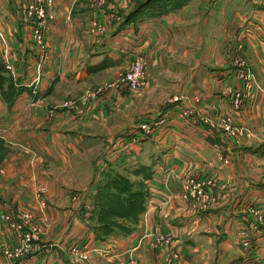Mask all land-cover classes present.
Instances as JSON below:
<instances>
[{
	"label": "crops",
	"instance_id": "obj_1",
	"mask_svg": "<svg viewBox=\"0 0 264 264\" xmlns=\"http://www.w3.org/2000/svg\"><path fill=\"white\" fill-rule=\"evenodd\" d=\"M130 0H105L100 19L113 18ZM260 0H186L156 16L108 32L90 30V0H53L45 28L48 57L41 60L28 37L20 9L0 0L2 51L13 75L0 80V210H32L44 231L30 252L8 258L16 238L0 221V264H67L68 246L84 245V264H233L247 254L264 264V234L253 230L242 207L264 205V8ZM258 27V28H257ZM244 29L250 32L243 31ZM146 57V76L136 92L104 89L81 113L62 104L83 89L110 82L130 54ZM244 57L260 89L237 108L226 86L234 88L233 58ZM18 86L7 90L8 84ZM11 92L8 101L3 91ZM182 94L186 101H172ZM195 105L215 119L228 116L234 135L213 133L199 122L178 117L180 105ZM149 122L140 143L129 142ZM250 132L249 136L244 131ZM224 148L228 162L217 150ZM105 170L143 184V209L131 229L96 238L93 197ZM212 176L215 203L195 209L180 198L179 176ZM40 189V190H39ZM44 199V207L38 203ZM43 220V221H42ZM43 222V223H42ZM248 230L253 247L240 245ZM170 242L152 246V235ZM262 241V242H261ZM178 257L167 262V250ZM7 261V262H6Z\"/></svg>",
	"mask_w": 264,
	"mask_h": 264
},
{
	"label": "built area",
	"instance_id": "obj_2",
	"mask_svg": "<svg viewBox=\"0 0 264 264\" xmlns=\"http://www.w3.org/2000/svg\"><path fill=\"white\" fill-rule=\"evenodd\" d=\"M102 0H91L90 6H98ZM14 5L20 9L21 19L24 25L28 29V37L30 42L37 47L41 60L48 57V49L45 42V28L48 23L53 19L54 14L52 12L53 0H13ZM264 8V0L262 2ZM99 10V9H96ZM109 25V19H100L98 15H93L89 21V27L91 31L102 33ZM258 28V27H257ZM250 32L248 29L243 30ZM264 40V36L261 37ZM6 50L2 51V68L8 71L10 75H13L12 63L6 58ZM234 74L238 79V86L234 89H226L230 94V103L234 108H237L240 102L250 96L255 89H260V85L253 73L246 67L244 60L241 57H237L233 60ZM146 76V57L144 53L136 50L133 51L126 66L116 72L113 79L110 82L98 85L91 92L92 97H96L101 94L104 89L108 87L122 88L133 90L141 86ZM87 95V96H90ZM172 101H180L187 99L185 95H173ZM195 101L198 98L194 97ZM83 99L79 98V101L70 100L62 104L67 109L81 111V104ZM178 117L186 118L193 122H199L206 128V132L213 133L216 128L221 129L223 132L234 131V127L231 125V121L228 116H217L215 119L206 110L197 107L194 103H187L180 105L176 112ZM154 122H141L138 124L140 133L134 134L130 137L129 142L139 144L141 137L146 136L150 133ZM246 136L250 135L248 130L244 131ZM217 159L222 163L228 162V155L224 148H220L216 153ZM0 171L2 168L0 167ZM179 195L180 198L190 202L195 209H206L211 207L216 201V192L213 190L214 181L211 176H199L196 174L185 173L179 176ZM40 207H44V201L40 200ZM242 211L246 212L250 219V225L253 230L262 231L264 234V205H255L248 203L242 207ZM0 221L4 226L11 232L16 238L17 245L12 249L11 252H6L8 258H15L17 256L24 255L31 250L36 248V242L39 240L40 234L44 231V225L34 220V214L28 210H20L17 213H12L7 210H0ZM240 245L242 248L249 250L253 247L254 243L248 237V230L242 228L239 231ZM169 235L162 233H155L152 235L153 241L152 246H157L163 242H168ZM264 243V239L262 240ZM261 241V242H262ZM84 245L71 243L68 246V257L67 264H84L88 258L87 250L83 247ZM175 258V254H173ZM135 257L130 256L129 264H138ZM167 261H172L169 257ZM7 262V261H6ZM6 264H9L7 262ZM233 264H256L255 259L253 260L250 254L241 257L236 260Z\"/></svg>",
	"mask_w": 264,
	"mask_h": 264
},
{
	"label": "trees",
	"instance_id": "obj_3",
	"mask_svg": "<svg viewBox=\"0 0 264 264\" xmlns=\"http://www.w3.org/2000/svg\"><path fill=\"white\" fill-rule=\"evenodd\" d=\"M186 0H176L172 5L162 9H155L150 12L139 11L146 2H137L132 9L124 13L120 26L125 22L136 18L156 16L165 11L179 7ZM5 70L0 65V80H4L2 74ZM5 78L11 77L7 74ZM18 86L13 81L8 84L7 90H14ZM1 89V87H0ZM2 92L6 101L9 100L11 92ZM1 92V91H0ZM6 152L0 138V160ZM102 177L97 182L96 191L93 197L95 207V222L92 226L96 238H101L109 233H125L131 229L130 223H134L138 213L143 209V184L134 187L130 180L118 173L105 170Z\"/></svg>",
	"mask_w": 264,
	"mask_h": 264
},
{
	"label": "rangeland",
	"instance_id": "obj_4",
	"mask_svg": "<svg viewBox=\"0 0 264 264\" xmlns=\"http://www.w3.org/2000/svg\"><path fill=\"white\" fill-rule=\"evenodd\" d=\"M139 1H141V2H146L142 7H141V9L139 10V11H145V12H150V11H153V10H155V9H162V8H166L167 6H170V5H172L176 0H130V3H127V4H125L124 2H123V5L122 6H120V9H118V11H117V13H116V15L113 17V18H110V17H108V19H109V25H108V28L104 31V32H102V33H98V32H95L96 34H104V33H106V32H108L109 31V29L111 28V25H112V22L113 21H116L118 24V26H119V24H120V22L122 21V17L124 16V13L125 12H127L128 10H130V9H132V7L137 3V2H139ZM262 2H263V0H260V5L262 6ZM90 3H91V0H90ZM105 3V0H102L101 1V3L98 5V6H93V7H89L90 8V10L92 11V14H91V17L93 16V15H97L98 13H99V10H100V8H101V5L102 4H104ZM183 4V3H182ZM96 9H99V10H96ZM100 11H102V8H101V10ZM91 17H90V19H91ZM90 19H89V21H90ZM113 21H112V20ZM94 32V31H93ZM145 56V55H144ZM236 56L238 57H241L243 60H244V62H245V64H246V67L250 70V68L248 67V65H247V63H246V61H245V59H244V57H242V55L240 54H236L235 56H234V58H233V60L236 58ZM128 60H129V58H128ZM128 60H127V62H128ZM251 71V70H250ZM252 72V71H251ZM253 73V72H252ZM238 80V79H237ZM144 83V82H143ZM143 83L141 84V86L143 85ZM239 84V83H238ZM238 84H237V86H238ZM98 85H100V84H97V85H95V86H92V87H90V88H86V89H83L80 93H78L77 95H75V96H73L72 98H70V100H76V101H79V98H82L83 99V101H82V104H81V106H82V108H81V111H77V110H75L76 112H79V113H81V112H83V111H86L88 108H90L91 106H93L98 100H99V97L101 96V94H98L96 97L94 96V97H92L90 94H91V92H92V90H94ZM141 86H139V87H137L136 89H133V90H130V89H127V88H125V87H122V88H120V89H122V90H127V91H129V92H136V91H138L139 89H140V87ZM236 86V87H237ZM230 89L231 87L230 86H226V89ZM235 88V87H234ZM234 88H231V89H234ZM227 93H229V91L227 92ZM87 95H90V96H87ZM176 95H180V94H176ZM197 98V97H196ZM70 100H67V101H70ZM190 101L191 102H189V103H196L197 101H198V99H197V101H195V99H194V97H192L191 99H190ZM91 104V106L90 107H88L86 110H83L86 106H88V104ZM199 107V106H198ZM199 108H202V107H199ZM203 109V108H202ZM222 134H224V136H226L227 138L228 137H230L231 135H234V131L232 130L231 132H223L222 131ZM189 174V173H188ZM212 177V176H211ZM40 190V189H39ZM39 190H38V203H39V201L40 200H42V201H44V199L43 198H41L40 196H39ZM45 204V203H44ZM39 205H40V203H39ZM42 208V207H41ZM28 211H30L32 214H34V212L32 211V210H28ZM43 221V220H42ZM43 223V222H42ZM43 224H45V221H44V223ZM46 225V224H45ZM169 237V236H168ZM170 239H171V237H169V240H168V242H163V243H161V244H167V243H169L170 242ZM161 244H157V246H160ZM173 254H175V258L173 257ZM167 257H169L171 260H176L177 259V257H178V255H177V253L174 251V250H172V248H169L168 250H167V255H166V257H165V260H166V258ZM135 259V258H134ZM136 260V259H135ZM167 261V260H166ZM167 262H170V261H167ZM138 263V262H137ZM116 264H121V261H119L118 263H116Z\"/></svg>",
	"mask_w": 264,
	"mask_h": 264
}]
</instances>
